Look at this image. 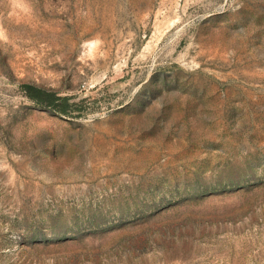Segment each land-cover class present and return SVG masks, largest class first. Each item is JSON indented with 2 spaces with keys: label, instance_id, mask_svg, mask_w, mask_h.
<instances>
[{
  "label": "rangeland",
  "instance_id": "rangeland-1",
  "mask_svg": "<svg viewBox=\"0 0 264 264\" xmlns=\"http://www.w3.org/2000/svg\"><path fill=\"white\" fill-rule=\"evenodd\" d=\"M0 264H264V0H0Z\"/></svg>",
  "mask_w": 264,
  "mask_h": 264
},
{
  "label": "trees",
  "instance_id": "trees-1",
  "mask_svg": "<svg viewBox=\"0 0 264 264\" xmlns=\"http://www.w3.org/2000/svg\"><path fill=\"white\" fill-rule=\"evenodd\" d=\"M27 96L34 100L39 107L49 108L64 116H70L73 109L79 108L72 103L74 97H61L58 93L31 85H25Z\"/></svg>",
  "mask_w": 264,
  "mask_h": 264
}]
</instances>
